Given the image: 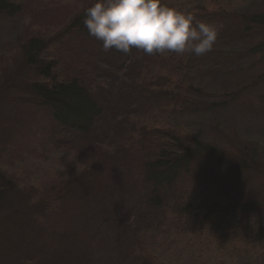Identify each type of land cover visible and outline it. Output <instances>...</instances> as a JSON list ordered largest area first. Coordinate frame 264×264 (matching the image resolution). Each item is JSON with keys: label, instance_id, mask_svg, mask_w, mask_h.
Listing matches in <instances>:
<instances>
[{"label": "rangeland", "instance_id": "374dc122", "mask_svg": "<svg viewBox=\"0 0 264 264\" xmlns=\"http://www.w3.org/2000/svg\"><path fill=\"white\" fill-rule=\"evenodd\" d=\"M18 1L22 10L15 16L0 13V95L3 94L0 97V140L14 143L0 153V218L11 212L25 221L33 219L35 229L28 234L25 229L18 228L19 233H16L10 225L4 230L7 225L1 223L0 264H82L88 257L96 263L92 260L95 250L96 254L120 256L118 264H264V208L256 202L257 205L250 208H232L223 212L227 222H232L231 226L238 222L236 230L230 229V234L219 233L225 238L218 236V245L198 240V237H204L197 235L192 222L187 227L178 225V229H185L183 232L172 228L163 236L152 232L150 218L140 217L144 206L141 203H133L130 209L109 205L108 200L115 193L119 194L122 188L130 190L121 196L132 200L144 189L140 185L138 169L132 174L125 172L134 171L137 161L144 160L140 149L147 142L136 141L134 149L129 147L131 142L127 143L128 146L122 147L125 152L122 149L114 151L112 143L104 142L101 147L112 156V159L105 160L96 154L92 145H97H91V141L74 139L67 143L63 135H55L56 121L49 107L21 101L30 96L28 90L18 86L36 77L31 65H25L23 60V46L28 44L29 38L49 39L58 34L69 25L70 18L84 12L95 0ZM165 1L181 11L190 12L197 20L220 26L213 50L200 57L188 53L183 56L174 53L148 55L145 57L147 64L144 62L146 66L138 69L132 65L128 72L136 75L143 87L147 88L151 82L149 85L158 90L189 95L200 102V109L184 102H177L174 106L168 96L164 98L166 106L158 102L150 104L155 100L153 97L148 104L133 96L128 97L121 88L117 89L116 81L111 77L113 72L100 78L102 83L107 84L108 80L111 85L107 86V92L100 91L98 98L109 107L107 98L112 103L115 100L119 105L117 111L131 112L121 129L138 127L137 119L144 115L143 119L147 118L151 124L179 128L184 132L179 139L186 143L197 136L224 153L222 158L227 164L220 160L221 169L216 164L217 171L208 170V163L201 162L186 173L179 175V172L178 179L174 180L176 183L170 188L178 192L177 195L180 194L177 188H180L184 197H211L219 206L244 203L247 198L261 204L264 195L259 191L264 193V171L257 172L246 164V160L254 157L252 153L260 152L263 160L260 164L264 165V25L258 26L251 19L254 14L264 11V0ZM71 32L67 38L54 36L49 39L48 48L57 52L61 56L59 59H63L78 77L94 79L95 71L93 75H86V68L80 66L81 59L89 51L86 40L85 50ZM94 44L97 43H88ZM103 54L112 61L117 59L111 51L103 50ZM9 96L14 100L7 98ZM232 96V101L220 107L208 108L201 102L221 103ZM150 107L153 110L148 112ZM85 163L94 169L81 173ZM106 173L113 175L115 188L109 181H102ZM126 176L132 181L128 187H123ZM10 186L20 192L11 195L7 189ZM45 198L44 210L38 208L28 213L20 210L25 204ZM71 200L74 205L77 202L78 212L83 209L84 217L86 212L96 209L109 212L114 207L122 213L128 210L123 214L125 219L131 211L129 222L135 223L132 232L135 235L130 233L132 227L127 229L121 245L119 238H115L120 229H113V216L112 220L104 221V230L98 229L100 222L94 226L90 222L91 228H87L70 221L72 213L62 211V207L66 208L64 206ZM84 202L89 206L85 207ZM247 222L254 227L242 229ZM144 254L147 258L140 260L139 256Z\"/></svg>", "mask_w": 264, "mask_h": 264}, {"label": "trees", "instance_id": "16d2710c", "mask_svg": "<svg viewBox=\"0 0 264 264\" xmlns=\"http://www.w3.org/2000/svg\"><path fill=\"white\" fill-rule=\"evenodd\" d=\"M165 2V0H162L163 4L172 7L169 3L166 4ZM21 5L22 4L18 0H0V13L15 16L16 13L22 10ZM83 19L84 12L76 13V15L70 18L71 22L69 25L58 32V34H53L51 38L54 36L55 38H67L69 37L68 33L72 31V37H75L77 41L80 40V44L83 47L86 40V45L89 47L87 48V51H89L86 55H84L83 59H81L83 62L81 63L85 64V67L82 66L81 63L80 66L84 69L86 68V70H84L86 75H91L95 71L94 73H96V77L91 80H83L82 77H78L75 74L74 70L71 72V69H69L67 65H65V62H63L64 60L59 59L61 56L57 52L55 53L51 48H48V40L51 38L44 39L40 36L29 38V45H26L25 43L23 46V52L25 53L23 60L25 61V65H31L36 77L35 80H25L24 82H26V84H18L20 88L22 87V89L26 91L28 90L30 96L29 98L23 97L21 101H33L40 106H48L53 119L56 121L54 131L56 132L55 135H63L62 137L67 138V143H72L71 140L74 139L75 141L80 139H83L82 141L85 142L91 141V145H97H92L96 154L101 155V157L105 160L112 159V156H110L111 153L107 150H103L101 147V144H104V142L112 143V145H114V151H120L121 149L123 151L124 149L122 147L125 145L128 146L127 143L131 142L132 145H129V147H131L130 149H134L136 141L141 139L142 141L145 140L147 145H143L142 149H140V151H142L141 153L144 155V160L140 159V161H137V164L134 165V171L125 172L132 174L138 169L141 174L140 185H142L144 189L140 190L136 195L137 198L132 200L121 196L122 193L129 192L130 190L122 188L120 189L119 194L118 192L115 193V196L108 200L109 205H118L117 208L124 206L125 208L130 209L133 203H141L144 206H142V214L139 216H148L150 218L152 232L154 231L161 236L167 234L168 230L171 228L176 229L177 231L181 229L180 231L183 232L185 229H178V225L180 224L187 227L189 223L192 222L197 228V235L199 234L198 236L201 235V237H204H198V240L205 243H216L218 245V243H220L219 237L225 238L224 235L219 236L220 232L223 234H230L231 230H236L237 227L238 221L234 222V226L230 225L232 222H227V218L224 217L223 213L225 210L227 211L232 208L239 209L243 207L250 208L253 205H257L256 203H258L261 208H264V201H261L260 204L259 201H255L254 199L248 200L247 198L244 203L219 206L213 199H211V197H184L185 193L182 195L180 188H177L180 193L179 195H177L178 192L170 190V188L176 183L174 180L178 179L179 175L186 173L191 167L197 166L201 162H204L205 164L208 163V170L210 168L213 172L217 171L215 167L216 164H218L217 167L221 169V164L219 163L220 160L222 163L225 162L227 164V161L222 158L224 157V153L219 151L215 145L208 143L197 136L191 137V141L186 143L179 139V135L184 133L182 130H179V128L175 126L164 127L153 123L151 124L146 120L147 118L143 119L142 116L144 115L137 119V123L139 122V125H137L138 127L131 129L123 126L124 128L121 129V125L125 121H128V117L131 112L127 111L125 113L122 111L120 112V110L117 111V106L119 105L115 104V102H117L115 100L114 103H112L107 98L106 101L110 103L109 107V104L102 102L98 98L99 92H107L109 89L107 86L111 85L108 80V85L106 83H102V79L100 78L108 74L111 75V72H113L114 75L111 77L113 81H116V87L118 90L121 88V90L126 93V96H133L146 104H148L150 101L149 99L153 97L155 100L150 101V104L158 102V104L166 106L167 103L164 98L168 96L173 101L172 104L174 106H177V102H184L186 104H193L195 109L198 110L200 109V102L189 95L186 96L180 93L175 94L174 92L165 91L164 89L158 90L157 88L149 85L151 82L147 84V88L143 87L141 85L142 82L140 83V80L136 77V75H130L128 69L132 65L136 66L138 69L142 66H146L144 64H147L145 61L148 60H145V57L148 55L142 50H138L136 48H132L128 53H123L113 48L109 51H111L117 59L112 61V59L107 58L103 54L102 41H99L95 37L89 35L88 30L84 27ZM251 19L254 23H257L258 26L259 24L261 26L264 25V11L254 14ZM80 37H82V39H80ZM89 42H96L97 44L88 45ZM84 48L86 50V47ZM167 53L168 52H166V54ZM60 61L62 64H60ZM135 70L137 71V69ZM1 92H4V90ZM115 93L117 94L118 92L115 90ZM233 97L234 96L230 97L228 101L221 103H216L215 101L201 102L208 108L215 106L220 107L224 106L229 101H232ZM7 98L14 100V97L11 96ZM170 99H168V101ZM118 109L120 108L118 107ZM150 110H153V108L150 107L147 111L149 112ZM9 132L11 137L12 133L10 130ZM12 137H14V135ZM13 140L16 141V139H11V141ZM13 144V142H8L6 139L3 141L0 140V153L2 150H6L8 146H12ZM65 146V143H63V147ZM123 152H125V150ZM259 153H252L254 157H251V159L249 158L248 161L246 160V164L253 166L254 170L257 172H263L264 168H261V166L264 167V165L260 164L261 162L263 163V160H261ZM106 154L108 155L107 157ZM205 157L207 159H204ZM243 168H247V166L243 165ZM93 169L94 167L92 165L85 163L82 165L81 173L92 171ZM111 170H113V168ZM178 173L179 175L177 176ZM211 176L212 175H210V178ZM215 176H217V173ZM8 179L9 178L6 177V180ZM113 179V175L109 176V174L106 173L102 181H109L110 186L115 188L116 185L114 184ZM131 181L132 179L126 176L122 186L128 187ZM83 187L84 186H82V188ZM7 189L11 195L20 192V190L15 186H10V189ZM259 192L264 195L263 191ZM45 200H47V198L40 201H34L30 204H25L26 206H21L20 210H22V212L26 211L27 213L32 212V210L35 211V209L38 208L44 210L46 204ZM72 201L73 200L67 203V206H64L66 208L63 209L62 207V211L72 213L70 221L79 222L87 228H91L90 222L93 226L94 224L100 222L98 229L104 230L106 228V225L104 226V221L112 220L111 218L113 216L115 219V221L113 220L115 222L113 229H120L115 238L116 240L119 238L118 241L121 245L122 238L125 236L127 229L132 227L130 233L131 235H135V233H132L135 229V223L132 224V221L129 222L131 211L125 219H123V214H125L128 210L122 213L121 210L114 207L111 208L109 212L107 209H104L103 211L101 209H96L95 211L92 210L86 212V217H84L85 214L82 212L83 209L78 212L77 207L79 206L77 202L74 205ZM28 205L32 206L29 207ZM83 205L85 207L89 206L87 202H84ZM59 210L61 209L59 208ZM107 212L108 214L106 217H103ZM21 216L25 217V215ZM94 218L96 219L95 221L93 220ZM135 221L136 220L134 219V222ZM1 223L3 225H7L4 227V230L7 227L12 226L13 229L16 230V233H19L18 228L21 230L25 229L28 231V234L32 232L31 230L33 228L35 229V222L33 219L25 221L20 217H16L15 214L11 212L7 216L0 218V224ZM253 227L252 223L247 222L242 229L249 230ZM123 229H125V231H123ZM128 237H130L129 233ZM26 238L29 239V237ZM106 241L108 243L111 242L110 240ZM96 253L97 252L95 250V254H93L92 258V260L96 263L91 262V257L83 259V261H86L82 262L84 264L119 263L120 256H105ZM139 258L140 260H144L147 256L144 254L143 256H139ZM160 264L165 263L161 262Z\"/></svg>", "mask_w": 264, "mask_h": 264}, {"label": "clouds", "instance_id": "9594fccd", "mask_svg": "<svg viewBox=\"0 0 264 264\" xmlns=\"http://www.w3.org/2000/svg\"><path fill=\"white\" fill-rule=\"evenodd\" d=\"M84 27L102 41L104 51L147 55L186 53L197 57L213 50L220 26L197 20L162 0H95L84 10Z\"/></svg>", "mask_w": 264, "mask_h": 264}]
</instances>
